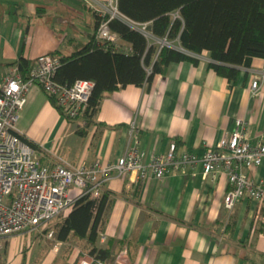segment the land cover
<instances>
[{
    "label": "crops",
    "instance_id": "crops-1",
    "mask_svg": "<svg viewBox=\"0 0 264 264\" xmlns=\"http://www.w3.org/2000/svg\"><path fill=\"white\" fill-rule=\"evenodd\" d=\"M91 9L89 0H0V79L19 58L31 64L38 55H68L87 43L95 26ZM192 56L196 64L171 62L148 87L127 85L103 98L83 134L39 87H32L19 128L36 145L40 161L50 166L56 156L73 164L94 159L114 163L134 137L145 156L165 153L174 140L200 157L206 146H216L232 131L237 117L246 121L250 142H264V79L257 93L250 90L264 57L239 67L237 81L229 85L207 68L206 51ZM249 173L264 188V161ZM226 190V177H203L200 164L161 179L112 178L103 190L108 202L96 245L113 254L126 244L127 264H264L259 218L264 208L243 198L226 209ZM29 236L9 237L1 263L30 264ZM75 256L71 252L68 260ZM54 258L45 257L40 264H53Z\"/></svg>",
    "mask_w": 264,
    "mask_h": 264
},
{
    "label": "built area",
    "instance_id": "built-area-1",
    "mask_svg": "<svg viewBox=\"0 0 264 264\" xmlns=\"http://www.w3.org/2000/svg\"><path fill=\"white\" fill-rule=\"evenodd\" d=\"M89 1L99 18L94 32L98 42L113 45L117 51L130 52V47L121 44L117 34L109 30L108 22L114 18L145 37L151 35L150 23H138L122 15L117 9V0ZM164 45L161 43L157 53ZM59 63L56 55L41 54L32 60L25 76L20 74L17 66H12L0 79V264L9 237L43 229L51 219L70 211L80 198L98 199L112 178L161 179L170 173L184 174L200 164L203 177L219 174L226 177L224 208L232 209L243 198L264 208V188L249 173L264 161V142H250L247 123L239 117L234 119L232 131L216 146H206L200 157L178 147L174 140L165 153L145 156L139 150L138 138L134 137L132 144L127 145L114 163L94 159L73 164L60 156L55 157L52 166L41 162L37 149L25 141L18 125L31 88L39 87L44 94L51 96L63 118L82 128L94 86L92 81L84 79L71 84L57 83L53 77ZM262 79L264 67L251 80L252 93L259 91ZM133 130L131 125L130 133ZM259 218L264 223V212ZM45 237L51 239L53 232L48 231ZM57 249L55 244L53 250ZM128 254V247L124 244L109 261L84 252L71 264H127Z\"/></svg>",
    "mask_w": 264,
    "mask_h": 264
},
{
    "label": "trees",
    "instance_id": "trees-1",
    "mask_svg": "<svg viewBox=\"0 0 264 264\" xmlns=\"http://www.w3.org/2000/svg\"><path fill=\"white\" fill-rule=\"evenodd\" d=\"M117 9L132 21L150 23V32L156 38L177 39L181 48L191 54L206 51L207 68L225 77L229 85L237 81L239 67H249L253 58L264 57V0H117ZM91 12L95 26L88 42L78 45L68 55L54 54L60 62L53 77L57 83L71 84L84 79L94 84L85 126L94 123L92 117L100 101L113 91L127 85L148 87L153 75L164 73L171 62L197 63L194 56L169 46H163L157 53L142 33L116 18L108 22L109 30L129 44L130 52L117 51L113 45L98 42L94 32L99 18L92 9ZM174 12L177 16L172 17ZM12 65L25 76L30 62L19 58ZM46 96L59 111L54 99ZM83 129L76 128V132L83 134ZM25 141L37 149L28 139ZM107 202L106 191L98 199L77 200L56 225V239L64 242L73 237L84 241L89 254L111 260L113 254L96 245Z\"/></svg>",
    "mask_w": 264,
    "mask_h": 264
},
{
    "label": "rangeland",
    "instance_id": "rangeland-1",
    "mask_svg": "<svg viewBox=\"0 0 264 264\" xmlns=\"http://www.w3.org/2000/svg\"><path fill=\"white\" fill-rule=\"evenodd\" d=\"M171 16L175 17L177 16V13L174 12L171 14ZM145 38L148 44L154 45L157 50L161 47V43H163L165 44L164 46H169L176 50H181V52L183 51V53L185 54L192 55L190 52H187L181 48L177 39L168 40L166 37L156 38L152 34L147 35ZM66 214L67 212L54 217L46 224V226L43 229H38L37 231L30 234L29 246L31 247L30 253L32 254L30 256L31 257L30 264H40L44 260L45 257H48V258L55 257L53 264H66L67 260L69 259L71 255V252L74 251V253L76 254L75 258L74 259L72 258L70 260L71 262L74 261L77 258V256L81 254L82 252H87L83 241H79L74 238H69L67 241L59 243V241L56 239L55 237L56 225L60 222L62 217L65 216ZM48 231L53 232V237L51 239H47L45 237ZM34 240L35 241L37 240L38 242L41 241L42 242L41 245H38L37 243L34 244ZM55 244H57L58 246V249L56 251L53 250V247ZM3 253H4V249H3L2 255Z\"/></svg>",
    "mask_w": 264,
    "mask_h": 264
},
{
    "label": "water",
    "instance_id": "water-1",
    "mask_svg": "<svg viewBox=\"0 0 264 264\" xmlns=\"http://www.w3.org/2000/svg\"><path fill=\"white\" fill-rule=\"evenodd\" d=\"M179 51H181V50H179ZM183 52V51H182Z\"/></svg>",
    "mask_w": 264,
    "mask_h": 264
}]
</instances>
